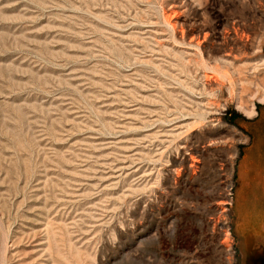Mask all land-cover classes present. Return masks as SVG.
<instances>
[{
	"label": "rangeland",
	"instance_id": "obj_1",
	"mask_svg": "<svg viewBox=\"0 0 264 264\" xmlns=\"http://www.w3.org/2000/svg\"><path fill=\"white\" fill-rule=\"evenodd\" d=\"M254 141L264 0H0V264H250Z\"/></svg>",
	"mask_w": 264,
	"mask_h": 264
},
{
	"label": "crops",
	"instance_id": "obj_2",
	"mask_svg": "<svg viewBox=\"0 0 264 264\" xmlns=\"http://www.w3.org/2000/svg\"><path fill=\"white\" fill-rule=\"evenodd\" d=\"M241 195L235 213V231L250 264H264V145L250 142L237 166Z\"/></svg>",
	"mask_w": 264,
	"mask_h": 264
},
{
	"label": "bare ground",
	"instance_id": "obj_3",
	"mask_svg": "<svg viewBox=\"0 0 264 264\" xmlns=\"http://www.w3.org/2000/svg\"><path fill=\"white\" fill-rule=\"evenodd\" d=\"M236 34V33H235ZM251 112V111H250ZM249 114V113H248ZM224 203V202H223ZM223 203H221V204H223ZM227 203H229V201L228 202H226L225 204H227Z\"/></svg>",
	"mask_w": 264,
	"mask_h": 264
}]
</instances>
